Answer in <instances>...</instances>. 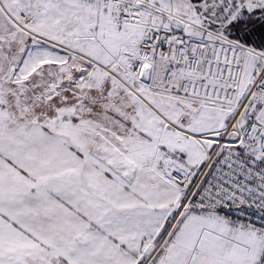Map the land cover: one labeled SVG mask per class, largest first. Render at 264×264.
Here are the masks:
<instances>
[{"label":"snow or ice","instance_id":"1","mask_svg":"<svg viewBox=\"0 0 264 264\" xmlns=\"http://www.w3.org/2000/svg\"><path fill=\"white\" fill-rule=\"evenodd\" d=\"M0 264H264V0H0Z\"/></svg>","mask_w":264,"mask_h":264}]
</instances>
